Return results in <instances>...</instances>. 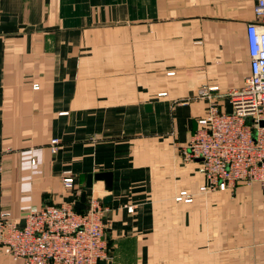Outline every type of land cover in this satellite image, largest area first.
Listing matches in <instances>:
<instances>
[{
    "label": "crops",
    "instance_id": "obj_1",
    "mask_svg": "<svg viewBox=\"0 0 264 264\" xmlns=\"http://www.w3.org/2000/svg\"><path fill=\"white\" fill-rule=\"evenodd\" d=\"M254 1L0 0V213L21 224L91 192L107 207L96 264H264V193L198 191L199 163L182 159L197 91L216 86L229 111L249 73ZM93 173L110 189L85 187ZM0 264L22 263L0 251Z\"/></svg>",
    "mask_w": 264,
    "mask_h": 264
},
{
    "label": "built area",
    "instance_id": "obj_2",
    "mask_svg": "<svg viewBox=\"0 0 264 264\" xmlns=\"http://www.w3.org/2000/svg\"><path fill=\"white\" fill-rule=\"evenodd\" d=\"M252 15L245 25L249 73L225 94L230 110L218 108L216 86L197 91L196 97L206 102L205 111L182 146V159L199 163L205 179L197 188L201 192L232 190L241 183H256L264 190V0L254 1ZM58 143L57 138L49 140L51 153ZM60 182L64 189L72 187L69 171H62ZM173 200L188 203L192 195L179 190ZM106 211L89 192L83 210L68 203L44 204L25 211L21 224L1 212L0 251L22 264H96L107 252Z\"/></svg>",
    "mask_w": 264,
    "mask_h": 264
},
{
    "label": "water",
    "instance_id": "obj_3",
    "mask_svg": "<svg viewBox=\"0 0 264 264\" xmlns=\"http://www.w3.org/2000/svg\"><path fill=\"white\" fill-rule=\"evenodd\" d=\"M262 124V122H261ZM92 179H103L106 183V189H110V180L108 173H93V174H87L86 175V181H85V187L90 188L91 187V181ZM109 196H106L102 199L103 203H106L109 200ZM85 208V192L81 191L79 194L78 199L73 203V209L74 210H83Z\"/></svg>",
    "mask_w": 264,
    "mask_h": 264
},
{
    "label": "rangeland",
    "instance_id": "obj_4",
    "mask_svg": "<svg viewBox=\"0 0 264 264\" xmlns=\"http://www.w3.org/2000/svg\"><path fill=\"white\" fill-rule=\"evenodd\" d=\"M241 185H243V186L249 188V190L245 191V193H248V192H250V193H252V192H257V193L262 192V193H264L262 189H261L262 191H260V190H259V191H255V190H251V189H250V188L253 189L254 186L258 187V189H259L260 187H259V185H257L256 183H249V184H247V183H243V184H241Z\"/></svg>",
    "mask_w": 264,
    "mask_h": 264
}]
</instances>
